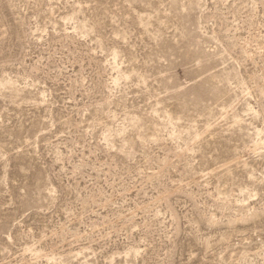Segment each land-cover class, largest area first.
Wrapping results in <instances>:
<instances>
[{
    "label": "rangeland",
    "instance_id": "1",
    "mask_svg": "<svg viewBox=\"0 0 264 264\" xmlns=\"http://www.w3.org/2000/svg\"><path fill=\"white\" fill-rule=\"evenodd\" d=\"M0 264H264V0H0Z\"/></svg>",
    "mask_w": 264,
    "mask_h": 264
}]
</instances>
